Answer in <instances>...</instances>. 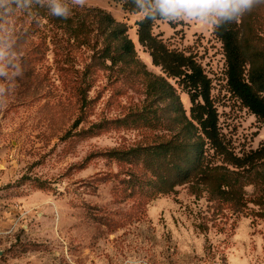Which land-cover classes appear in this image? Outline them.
I'll return each mask as SVG.
<instances>
[{
  "label": "rangeland",
  "instance_id": "374dc122",
  "mask_svg": "<svg viewBox=\"0 0 264 264\" xmlns=\"http://www.w3.org/2000/svg\"><path fill=\"white\" fill-rule=\"evenodd\" d=\"M87 6L128 23L146 70L166 75L139 43L141 17L110 0H88ZM36 14L33 5L0 11V48L10 64L9 76L0 78L6 87L0 96V264H264V159L257 170L243 172L248 183L241 210L210 201L206 192L196 196L185 185L143 205L126 197L123 176L115 175L120 165L101 154L150 143L160 133L133 127L132 116L125 125L112 123L142 108L146 81L129 70L98 71L87 96L92 103L82 111L76 70L87 54L68 57L62 68L50 51L37 60L41 76L23 78L14 68L18 53L49 29L33 22ZM239 28L243 42L253 46L252 40L264 55V3L243 15ZM214 29L158 20L154 33L202 64L221 131L242 155L264 146V121L231 92ZM25 30L28 43L14 46ZM176 87L189 113L190 97ZM102 120L112 122L98 135L80 133Z\"/></svg>",
  "mask_w": 264,
  "mask_h": 264
},
{
  "label": "trees",
  "instance_id": "16d2710c",
  "mask_svg": "<svg viewBox=\"0 0 264 264\" xmlns=\"http://www.w3.org/2000/svg\"><path fill=\"white\" fill-rule=\"evenodd\" d=\"M110 1L120 4L126 13L136 14L131 0ZM31 5L37 10L38 17L33 22H44L49 29L42 31L44 34L39 42L18 53L14 68L23 78L41 76L37 60H44L50 51L62 68L69 63V58H75L76 53L87 54L82 69L76 70L80 75L78 94L82 111L92 103L87 96L98 71L129 70L130 74L146 81V102L142 108L111 122L125 125L132 116L133 127L157 129L160 133L150 143L114 148L101 154L120 165L121 170L115 175L123 176L120 186L126 197L143 205L185 185L196 196L206 192L210 201L242 209L246 203L244 188L248 183L243 172L259 168L264 159V146L242 155L234 151L220 128L211 78L192 54L169 48L154 33L159 19L141 18L135 25L139 43L149 51L153 63L161 67L165 76L153 75L146 70L129 34L131 27L105 9L72 6L70 17L60 19L51 16L47 7L36 0ZM214 32L223 43L231 92L264 121L263 53L252 40L253 46L249 47L243 42L239 20L215 26ZM27 33L25 30L14 46L28 43ZM175 84L190 97L189 113ZM111 122L93 123L80 133L98 135ZM79 123L80 120L76 125Z\"/></svg>",
  "mask_w": 264,
  "mask_h": 264
},
{
  "label": "clouds",
  "instance_id": "9594fccd",
  "mask_svg": "<svg viewBox=\"0 0 264 264\" xmlns=\"http://www.w3.org/2000/svg\"><path fill=\"white\" fill-rule=\"evenodd\" d=\"M33 0H0V11H9L17 7H28ZM127 2V0H125ZM46 6L51 16L68 19L72 6L84 8L88 0H36ZM136 14L145 20H162L169 23L197 22L211 24L214 27L238 21L243 15L251 12L264 0H131ZM10 64L5 61V52L0 48V78L9 76ZM6 87L0 83V96Z\"/></svg>",
  "mask_w": 264,
  "mask_h": 264
}]
</instances>
